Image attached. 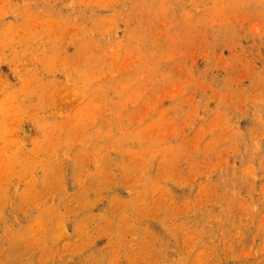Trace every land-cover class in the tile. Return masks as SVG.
I'll use <instances>...</instances> for the list:
<instances>
[{
  "label": "rangeland",
  "instance_id": "1",
  "mask_svg": "<svg viewBox=\"0 0 264 264\" xmlns=\"http://www.w3.org/2000/svg\"><path fill=\"white\" fill-rule=\"evenodd\" d=\"M0 264H264V0H0Z\"/></svg>",
  "mask_w": 264,
  "mask_h": 264
}]
</instances>
